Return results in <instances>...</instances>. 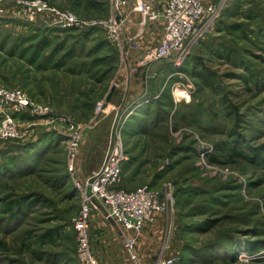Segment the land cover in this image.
<instances>
[{
	"label": "rangeland",
	"instance_id": "rangeland-1",
	"mask_svg": "<svg viewBox=\"0 0 264 264\" xmlns=\"http://www.w3.org/2000/svg\"><path fill=\"white\" fill-rule=\"evenodd\" d=\"M48 1L84 19L113 10L112 0ZM66 30L0 0V85L50 108L13 113L24 136L0 146V264H82L78 183L101 167L115 127L129 157L120 185L173 200L131 248L92 208L99 264H264V0H225L180 65L123 54L104 28ZM13 144L41 147L38 159L22 153L16 165V152L2 153Z\"/></svg>",
	"mask_w": 264,
	"mask_h": 264
},
{
	"label": "built area",
	"instance_id": "built-area-1",
	"mask_svg": "<svg viewBox=\"0 0 264 264\" xmlns=\"http://www.w3.org/2000/svg\"><path fill=\"white\" fill-rule=\"evenodd\" d=\"M24 9L26 15L36 22L55 28H104L107 39L112 45L120 46L122 53L128 49L139 48L140 40L136 36L123 38L122 10L128 0H112V14L101 19H84L74 12L56 7L48 0H14ZM225 0H166L162 7L149 0H136L135 10L140 13L141 24L162 21L164 25L160 41L148 47L142 57V63L152 64L168 60L180 65L190 52L192 44L210 28L222 13ZM126 46V51L124 52ZM177 92H175V97ZM0 100L9 111L0 107V146L9 140L23 137L13 113L30 110L34 115L48 114L47 106L33 105L23 89L0 85ZM12 112V113H11ZM69 143L72 155L69 164L74 168L80 134L72 133ZM122 130L112 129L109 147L101 167L84 184L78 183L82 191L83 206L74 218L77 231L78 255L82 264H99L93 249L89 225L92 208H102L107 219L113 220L117 227L126 233L127 244L133 247L146 224L155 221L159 215L171 210L172 196L162 193L150 184L134 189L120 185L124 163L128 160ZM173 208V203H172Z\"/></svg>",
	"mask_w": 264,
	"mask_h": 264
},
{
	"label": "crops",
	"instance_id": "crops-1",
	"mask_svg": "<svg viewBox=\"0 0 264 264\" xmlns=\"http://www.w3.org/2000/svg\"><path fill=\"white\" fill-rule=\"evenodd\" d=\"M152 1L156 6L162 7L166 0H149ZM136 0H128L127 5L122 10V19H123V32L124 35L130 37H138L140 40L139 48L131 49L130 54L132 57L135 55H142L144 51L158 43L160 41L161 35L163 33L164 25L162 21L160 22H151L146 26L141 24L140 13L135 10ZM125 73V69H122ZM127 71V70H126ZM133 85V84H132ZM129 87V84H126V87ZM113 227L118 230L119 234L122 237L119 227L113 224ZM103 259L105 257H102Z\"/></svg>",
	"mask_w": 264,
	"mask_h": 264
},
{
	"label": "trees",
	"instance_id": "trees-1",
	"mask_svg": "<svg viewBox=\"0 0 264 264\" xmlns=\"http://www.w3.org/2000/svg\"><path fill=\"white\" fill-rule=\"evenodd\" d=\"M54 30V29H53ZM66 30V29H65ZM67 31V30H66ZM89 34H91V33H89ZM44 40H46V38L44 37ZM48 136H46V138H47ZM44 139V138H43ZM46 142H47V139L45 140ZM34 144V143H33ZM33 144H29V145H27V146H19V145H17V149H14V148H16L15 146V144H13V145H11L10 147H13V148H8V146H7V148L8 149H6V151H3L2 153L3 154H6V153H8V152H16V154H11L12 156H10V158L9 159H11L13 162H15V164L16 165H19V163H17V162H19V161H21V163L22 162H24V165L25 164H27L26 162H27V160L26 159H22V157H21V154L22 153H29V155H28V160H29V163H33L34 162V159L35 158H37V156L39 157V152H41V147H37L36 145H33ZM47 146H48V144H46ZM242 155H244V154H242ZM259 156V153L257 152L256 154L254 153L253 155H252V158L250 159V160H253V161H255L256 160V157H258ZM38 159V158H37ZM33 160V161H32ZM36 161V160H35ZM22 168V167H21ZM31 170V169H30ZM151 185V184H150ZM23 210V208L22 209H19L18 211H22Z\"/></svg>",
	"mask_w": 264,
	"mask_h": 264
},
{
	"label": "water",
	"instance_id": "water-1",
	"mask_svg": "<svg viewBox=\"0 0 264 264\" xmlns=\"http://www.w3.org/2000/svg\"><path fill=\"white\" fill-rule=\"evenodd\" d=\"M110 98H111V95H108V97L106 98V100L109 101ZM110 221H111L114 225H116L115 222H114L113 220H110Z\"/></svg>",
	"mask_w": 264,
	"mask_h": 264
}]
</instances>
